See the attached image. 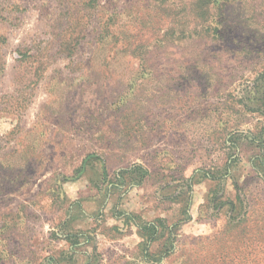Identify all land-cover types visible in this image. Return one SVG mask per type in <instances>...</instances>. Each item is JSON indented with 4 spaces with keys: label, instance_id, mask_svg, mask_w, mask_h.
<instances>
[{
    "label": "rangeland",
    "instance_id": "obj_1",
    "mask_svg": "<svg viewBox=\"0 0 264 264\" xmlns=\"http://www.w3.org/2000/svg\"><path fill=\"white\" fill-rule=\"evenodd\" d=\"M191 1L0 0V264H264V0L216 43L180 33ZM178 191L146 256L134 220L178 221Z\"/></svg>",
    "mask_w": 264,
    "mask_h": 264
},
{
    "label": "trees",
    "instance_id": "obj_2",
    "mask_svg": "<svg viewBox=\"0 0 264 264\" xmlns=\"http://www.w3.org/2000/svg\"><path fill=\"white\" fill-rule=\"evenodd\" d=\"M229 4V0H192L188 9V19L193 22V25L181 28L180 33L186 39H190L195 42H201L205 39H207V41L210 40L212 43L224 42L229 35L231 36V26L227 25L228 17L225 13V9L229 7ZM213 9L217 13H214ZM175 31V27H171L168 32L171 34V41L172 35L175 34ZM137 48L138 46L134 47V49ZM139 49L140 47L138 50ZM242 49L246 50V53L250 55H252L253 50L256 52L258 51V49H254V46L248 47L247 44L243 45ZM203 64L205 65V63ZM216 84L217 83L213 86H216ZM249 93L251 96L248 97V100H250L252 104L250 110L257 111L264 116V67L257 72L252 81V87L250 88ZM225 142L226 140L224 143ZM257 158L261 157L257 156ZM258 165L260 166L258 168L260 172L261 170H264V162L260 161ZM116 175L122 180L128 176L131 178L132 182L141 183L146 177L151 175V172L142 164L132 163L130 166L118 170ZM187 185L190 191V185L188 183ZM190 200V192L186 194V191H178L174 201L181 203L182 207L180 213L182 217L170 225H167L165 221L160 218L141 223L134 220L138 227V233L142 237L140 245L146 256L151 255L149 252L150 244L156 241L161 242V247L158 250V253H161L162 257L170 255L172 248L174 247L173 240L176 237L175 235L177 234L180 224L190 219V213L188 211L190 207ZM129 217L131 216H126V220H128ZM164 232H167L166 237ZM225 256L227 257L225 254H219V259L224 258ZM188 260L189 258L186 257L184 259L185 263H187Z\"/></svg>",
    "mask_w": 264,
    "mask_h": 264
}]
</instances>
